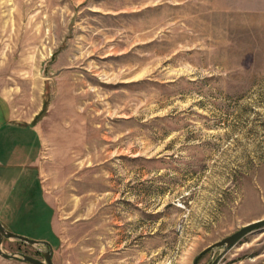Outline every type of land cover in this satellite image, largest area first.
<instances>
[{
  "label": "rangeland",
  "instance_id": "obj_1",
  "mask_svg": "<svg viewBox=\"0 0 264 264\" xmlns=\"http://www.w3.org/2000/svg\"><path fill=\"white\" fill-rule=\"evenodd\" d=\"M11 112H36L42 146H6L27 154L6 161V230L54 264H192L264 218V0H0V125ZM216 264H264V227Z\"/></svg>",
  "mask_w": 264,
  "mask_h": 264
},
{
  "label": "crops",
  "instance_id": "obj_2",
  "mask_svg": "<svg viewBox=\"0 0 264 264\" xmlns=\"http://www.w3.org/2000/svg\"><path fill=\"white\" fill-rule=\"evenodd\" d=\"M38 108V107H37ZM36 112L32 113L29 117H21V119H17V115L13 112H11L6 118L5 123L0 125V210L3 209L6 205L11 206V209L13 208L12 205H9V199L14 196L13 189L16 184V178L13 179L9 176H7V172L9 171V167L16 165L14 167H21V165H24L20 158L21 155L27 156V154H16L14 153L12 146H9L10 150L6 149V146L8 147V142H11L13 139V136H17L21 133H26L27 136H29V131L35 134L36 140L38 145L42 146V137L39 134V131L37 129L38 122L34 125H30V121L32 120L34 114ZM12 124H15V130L10 132L11 129H8L6 133L4 131L7 127L11 126ZM6 126V127H5ZM16 140V139H13ZM4 147L3 150L1 148ZM41 147L35 150L34 155L30 154L29 157H26L27 165L30 169H25L31 173V170H34L36 174V179L40 177V173L43 172L45 169V162L44 158L40 160V154L41 157H43V151L41 152ZM29 154V153H28ZM10 158L12 159H19L22 162L21 165L19 164H12V163H18V162H6ZM18 161V160H17ZM6 169L7 171H5ZM14 170V169H13ZM25 170L22 172L24 173ZM21 171V170H20ZM19 171V172H20ZM11 184V186H10ZM48 184V182H47ZM47 184L45 182L39 183V193L41 195V198L45 204L50 205L51 203L48 201V196L45 194V189L47 187Z\"/></svg>",
  "mask_w": 264,
  "mask_h": 264
},
{
  "label": "water",
  "instance_id": "obj_3",
  "mask_svg": "<svg viewBox=\"0 0 264 264\" xmlns=\"http://www.w3.org/2000/svg\"><path fill=\"white\" fill-rule=\"evenodd\" d=\"M264 227V218L257 219L251 222L246 223L242 227H240L238 230L234 231L230 235L224 237L223 239L216 241L215 243L209 245L207 248L202 250L192 261V264H197L198 260L202 257L203 254H205L208 251H212L215 247H223V250L218 253V255L208 264H216L219 259L225 254L227 249L231 248L233 245H235L239 240H241L246 234L263 228ZM14 239L18 241H22L31 245L36 244H43L46 247L45 251H41L42 259L21 253H4L0 248V255L6 259H17L23 262H27L30 264H54L52 261V249L51 245L45 241V240H39V239H33L28 238L23 235L8 231L5 229V227L0 222V246L2 243V239Z\"/></svg>",
  "mask_w": 264,
  "mask_h": 264
},
{
  "label": "trees",
  "instance_id": "obj_4",
  "mask_svg": "<svg viewBox=\"0 0 264 264\" xmlns=\"http://www.w3.org/2000/svg\"><path fill=\"white\" fill-rule=\"evenodd\" d=\"M48 103H49V99L46 98V96H45L44 99H43L42 110L37 115H35L34 119L31 122L32 124H34L37 120H39L44 115L45 109H46ZM31 123H30V125H32Z\"/></svg>",
  "mask_w": 264,
  "mask_h": 264
}]
</instances>
